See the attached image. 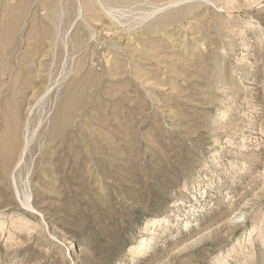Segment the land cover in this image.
<instances>
[{
	"label": "rangeland",
	"instance_id": "374dc122",
	"mask_svg": "<svg viewBox=\"0 0 264 264\" xmlns=\"http://www.w3.org/2000/svg\"><path fill=\"white\" fill-rule=\"evenodd\" d=\"M0 264H264V0H0Z\"/></svg>",
	"mask_w": 264,
	"mask_h": 264
}]
</instances>
